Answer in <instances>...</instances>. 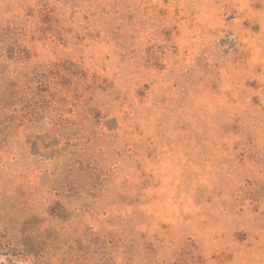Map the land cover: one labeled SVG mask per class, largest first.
I'll return each instance as SVG.
<instances>
[{
	"label": "rangeland",
	"instance_id": "1",
	"mask_svg": "<svg viewBox=\"0 0 264 264\" xmlns=\"http://www.w3.org/2000/svg\"><path fill=\"white\" fill-rule=\"evenodd\" d=\"M0 264H264V0H0Z\"/></svg>",
	"mask_w": 264,
	"mask_h": 264
}]
</instances>
